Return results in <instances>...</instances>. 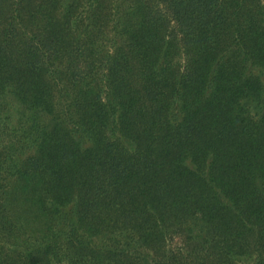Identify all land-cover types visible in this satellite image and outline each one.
<instances>
[{
	"label": "trees",
	"instance_id": "obj_1",
	"mask_svg": "<svg viewBox=\"0 0 264 264\" xmlns=\"http://www.w3.org/2000/svg\"><path fill=\"white\" fill-rule=\"evenodd\" d=\"M0 264H264V0H0Z\"/></svg>",
	"mask_w": 264,
	"mask_h": 264
},
{
	"label": "rangeland",
	"instance_id": "obj_2",
	"mask_svg": "<svg viewBox=\"0 0 264 264\" xmlns=\"http://www.w3.org/2000/svg\"><path fill=\"white\" fill-rule=\"evenodd\" d=\"M8 105V109H7V114L10 116V123L13 125L17 124V121L20 119V113H18L17 111L20 109L19 105L15 102H9ZM15 127H17L15 125Z\"/></svg>",
	"mask_w": 264,
	"mask_h": 264
}]
</instances>
